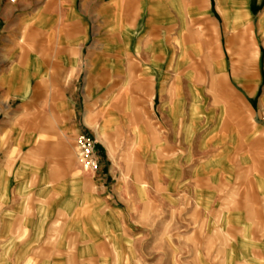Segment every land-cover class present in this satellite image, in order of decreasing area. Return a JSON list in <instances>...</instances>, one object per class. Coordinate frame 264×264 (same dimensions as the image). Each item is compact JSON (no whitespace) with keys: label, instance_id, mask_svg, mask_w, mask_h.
Listing matches in <instances>:
<instances>
[{"label":"crops","instance_id":"1","mask_svg":"<svg viewBox=\"0 0 264 264\" xmlns=\"http://www.w3.org/2000/svg\"><path fill=\"white\" fill-rule=\"evenodd\" d=\"M0 264H264V0H0Z\"/></svg>","mask_w":264,"mask_h":264},{"label":"built area","instance_id":"2","mask_svg":"<svg viewBox=\"0 0 264 264\" xmlns=\"http://www.w3.org/2000/svg\"><path fill=\"white\" fill-rule=\"evenodd\" d=\"M95 142L85 134H81L76 140V156L86 171L98 172L100 160L97 155Z\"/></svg>","mask_w":264,"mask_h":264},{"label":"rangeland","instance_id":"3","mask_svg":"<svg viewBox=\"0 0 264 264\" xmlns=\"http://www.w3.org/2000/svg\"><path fill=\"white\" fill-rule=\"evenodd\" d=\"M96 146V145H95ZM97 148V147H96ZM99 164H100V162H99ZM100 169V168H99ZM99 171V170H98ZM96 173V172H95Z\"/></svg>","mask_w":264,"mask_h":264}]
</instances>
